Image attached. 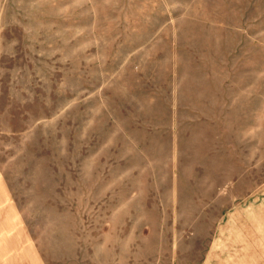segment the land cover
Listing matches in <instances>:
<instances>
[{
  "label": "rangeland",
  "instance_id": "1",
  "mask_svg": "<svg viewBox=\"0 0 264 264\" xmlns=\"http://www.w3.org/2000/svg\"><path fill=\"white\" fill-rule=\"evenodd\" d=\"M0 264H264V0H0Z\"/></svg>",
  "mask_w": 264,
  "mask_h": 264
}]
</instances>
